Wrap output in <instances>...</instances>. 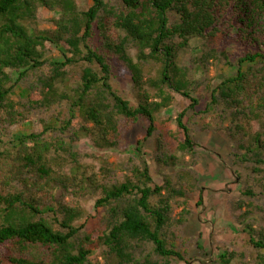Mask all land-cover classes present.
I'll return each instance as SVG.
<instances>
[{
  "label": "trees",
  "instance_id": "trees-1",
  "mask_svg": "<svg viewBox=\"0 0 264 264\" xmlns=\"http://www.w3.org/2000/svg\"><path fill=\"white\" fill-rule=\"evenodd\" d=\"M90 1L82 11L75 0H0V264H94L91 256L99 249L106 264H194L167 237L173 195L187 204L186 185L180 184L178 191L168 179L166 185H156L143 160L123 182L108 181L112 170L105 164L100 174L106 181L99 182L61 134L72 130L76 139L86 134L99 146L115 148L122 121L128 127L146 121V136L134 144L141 158L146 138L156 131V116L172 106L174 94L190 99L193 110L199 104L192 97L195 82L183 56L200 50L196 44L206 45L236 69L213 90L212 103H221L229 113L230 136L239 137L238 147L245 152L240 161L253 163L254 171L262 173L264 0ZM53 12L59 15L52 20L54 30L33 28L44 13ZM95 31L102 49L92 42ZM51 46L64 49L63 60L50 63V75L42 74L28 86L27 102H17L14 90L43 70ZM112 56L128 68L132 99L113 84ZM79 64L82 74L72 85L66 68ZM61 104L69 106L70 117L60 121V129L10 138L14 127L31 120L33 110ZM185 115L176 119L183 135L177 139L178 150L194 155ZM52 130L60 136L49 137ZM164 157V164L174 160ZM181 180L187 183L185 175ZM188 182L192 192L195 186ZM92 192L101 193L95 205L106 212L98 233L77 225L86 214L79 205L64 203L70 195ZM263 239L252 237L250 242L264 250ZM148 246L150 253L139 254ZM233 256L221 250L214 264H232ZM257 264H264V253Z\"/></svg>",
  "mask_w": 264,
  "mask_h": 264
},
{
  "label": "rangeland",
  "instance_id": "rangeland-1",
  "mask_svg": "<svg viewBox=\"0 0 264 264\" xmlns=\"http://www.w3.org/2000/svg\"><path fill=\"white\" fill-rule=\"evenodd\" d=\"M75 2L82 11L92 5L90 0ZM57 18L59 15L56 12L44 13L33 28L39 31L54 30L52 20ZM92 42L95 47L102 49L103 40L98 31H95ZM194 47L200 50L186 52L183 64L191 70L195 82L192 97L198 100L199 104L193 110L190 108L193 103L190 99L174 94L172 106L156 116V131L146 138L141 158H137L134 144L137 138L146 136L149 126L146 121L131 127L122 121L121 138L115 148L99 146L86 134H81L76 139L72 130L61 135L66 146L79 153L88 175L93 172L99 175V182L106 181L100 174L105 164L112 170L108 181L123 182L129 175V169L141 165L143 160L148 165L156 185H166L167 179L177 191L180 184L186 185L187 190L183 192L188 203L185 204L183 197L173 195L172 221L167 229L170 243L175 245L176 250L183 253L186 259H192L194 264H214V259L220 251L227 250L234 254L232 264H257L258 255L264 253V250L255 248L250 240L254 237L259 241L264 235V166L262 173H256L253 163L240 161L245 152L238 147L239 137L230 136L234 128L229 123V113L221 103L214 105L211 97L216 86L233 75L236 69L232 68L225 58L219 54L215 55L208 46L196 44ZM64 53L66 52L63 48L56 46L47 49V63L43 70L22 81L14 90L13 98L17 102H27L28 86L35 84L42 74L50 75V63L62 61ZM228 53L238 55L234 50H229ZM130 55L133 57L134 52L131 51ZM110 61L114 86L124 96L132 99L134 95L127 66L117 56H112ZM235 61L236 58H232L231 63L235 65ZM66 70L72 85L77 84L83 65L69 66ZM184 111V123L189 127L196 144L194 155L178 150L177 139L183 140V135L178 130L176 119ZM69 117L67 104L51 109L33 110L31 120L14 127L10 131V138L15 141L21 136L39 133L43 128L60 129V121L64 122ZM53 133L55 130L48 136H60V132ZM164 155L173 157L174 160L164 164ZM69 169L67 167L66 171L70 172ZM181 175L186 176V184L181 180ZM188 181L195 186L192 192L188 191ZM100 197V192H92L84 197L70 195L64 200V203L79 205L85 211V217L77 225L85 226L84 230L90 233H98L104 229L105 209L96 208L95 205ZM58 200H62L60 194ZM158 200L159 198H154L153 203ZM103 252L101 249L93 252L91 260L94 264H106L102 257ZM150 252L151 247L148 246L143 247L139 254L146 255Z\"/></svg>",
  "mask_w": 264,
  "mask_h": 264
}]
</instances>
